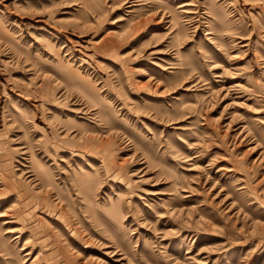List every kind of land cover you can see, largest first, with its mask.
<instances>
[{"label": "rangeland", "instance_id": "1", "mask_svg": "<svg viewBox=\"0 0 264 264\" xmlns=\"http://www.w3.org/2000/svg\"><path fill=\"white\" fill-rule=\"evenodd\" d=\"M0 264H264V0H0Z\"/></svg>", "mask_w": 264, "mask_h": 264}]
</instances>
